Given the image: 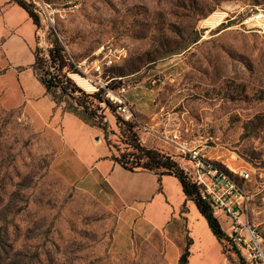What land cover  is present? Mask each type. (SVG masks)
<instances>
[{
  "label": "rangeland",
  "instance_id": "1",
  "mask_svg": "<svg viewBox=\"0 0 264 264\" xmlns=\"http://www.w3.org/2000/svg\"><path fill=\"white\" fill-rule=\"evenodd\" d=\"M50 1L60 10L53 28L69 59L63 73L75 87L91 95L80 81L117 79L112 87L129 86L126 99L142 145L174 155L181 165L163 141L178 132L208 163L231 175L247 173L235 179L249 198L248 222L264 236V31L244 24L251 12L264 13V0ZM217 10L227 11V22L205 30L204 20ZM49 29L38 21L34 49L44 57L52 48ZM179 44L186 48L172 56L137 60L147 53L156 59L153 51ZM102 46L126 56L95 75L91 66ZM131 61L137 69L128 72ZM3 66L0 53V72ZM54 97L68 101L58 90ZM102 99L95 102L107 128L101 137L122 150L121 119ZM95 147L87 155L111 160L114 149ZM52 154L21 111L5 105L0 88V264H178L187 242V264H242L182 198L174 177H156L143 214L131 219L100 181L92 187L68 170L58 176L68 165L64 156L53 174ZM133 193L130 199L144 200L142 191ZM217 219L226 233V222Z\"/></svg>",
  "mask_w": 264,
  "mask_h": 264
},
{
  "label": "crops",
  "instance_id": "2",
  "mask_svg": "<svg viewBox=\"0 0 264 264\" xmlns=\"http://www.w3.org/2000/svg\"><path fill=\"white\" fill-rule=\"evenodd\" d=\"M17 14L20 15L18 21ZM35 31V25L21 8L11 0H0V53L4 64L0 72V88L5 105L19 109L31 128L51 146L53 174L60 156H64L68 165L57 173L58 176L66 177L64 170H68V175L79 174L89 179L92 187L100 181L119 209L129 215L132 213L131 219L141 216L147 197L156 188V176L149 172L130 173L110 159L102 162L98 156L87 155L91 147L95 149V145L105 144V141L99 129L65 112L63 103L56 104L37 79L32 70ZM164 178L166 176L161 177V182ZM138 190L145 194L144 200L130 199ZM182 198L185 199L183 194ZM134 202L141 204L133 206ZM224 262L229 264L225 259Z\"/></svg>",
  "mask_w": 264,
  "mask_h": 264
},
{
  "label": "built area",
  "instance_id": "3",
  "mask_svg": "<svg viewBox=\"0 0 264 264\" xmlns=\"http://www.w3.org/2000/svg\"><path fill=\"white\" fill-rule=\"evenodd\" d=\"M21 1L29 7L41 24L54 30L56 16H60V10L55 4L50 0ZM67 1V4L72 3V0ZM246 19L244 24H248L250 29L264 31L263 12H251ZM227 20V11L217 10L204 20L203 28L211 30ZM39 34L40 31H38ZM96 56L100 58L92 63L91 71L95 75H102L104 69H110L126 55L123 50L102 46ZM92 80L82 81L92 89V93H101V97L113 107L122 121L138 123L136 114L126 99L129 86L122 84L112 87V82L117 80L113 78H106L95 85H92ZM118 81L122 79L118 78ZM163 141L180 155L181 165L179 167L198 187L201 199L209 205L213 215L216 218H223L226 222L228 227L227 232H224L227 237L225 244L236 253L242 264H264V236L248 222L249 198L235 179V176H239L245 180L248 174L244 171L239 173L232 171L234 175H231L221 167L208 163L201 155L200 149L191 142L183 140L178 132L165 135ZM169 157L174 161V155H169Z\"/></svg>",
  "mask_w": 264,
  "mask_h": 264
},
{
  "label": "trees",
  "instance_id": "4",
  "mask_svg": "<svg viewBox=\"0 0 264 264\" xmlns=\"http://www.w3.org/2000/svg\"><path fill=\"white\" fill-rule=\"evenodd\" d=\"M11 2L21 8L35 27H38V18L25 3L21 0H11ZM49 36H51L52 48L48 50L47 57L41 55V51L34 49V63L32 65V70L37 79L45 89L46 93L52 97L56 104L63 102L54 97L55 90H58L62 95L67 96L68 101H64L63 106L65 112L74 115L83 123L90 127L97 128L106 134V125L102 122V116L98 113L100 108L98 105H95V102L98 104L103 102L101 93L89 95L75 87L74 83H72L66 74L63 73L64 69L70 66L64 47L60 43L54 30L49 29ZM185 48L186 47L183 44L177 45V47L172 50H164V47H161V49H159L160 51L155 50L152 52L156 59H153L147 53L145 56L141 57V60H137H139L138 62H142L143 59L146 58L147 60H150L149 62H153L157 59L172 56L176 54V52L183 51ZM131 67L132 69H130ZM135 69H137L135 61H131V66L129 67L128 72H133ZM112 74H121L123 76L124 71L122 69H114ZM107 106L111 109L113 108L109 104H107ZM120 128L123 144L125 145L122 150L117 147H112L109 141L105 138L106 146L110 150L114 149V153L111 155V160L119 165L124 171L130 173H152L158 178V181H160V178L163 176L174 177L178 181L181 192L186 201L193 203L197 212L205 219L212 234L215 236L219 244L222 245L227 237L221 229L218 219L213 215L209 205L201 199L198 187L190 180L179 165L168 155L159 150L142 145L134 131L135 125H133V123L121 120ZM188 243L189 242H187L183 253L178 259V264H187L189 256Z\"/></svg>",
  "mask_w": 264,
  "mask_h": 264
},
{
  "label": "bare ground",
  "instance_id": "5",
  "mask_svg": "<svg viewBox=\"0 0 264 264\" xmlns=\"http://www.w3.org/2000/svg\"><path fill=\"white\" fill-rule=\"evenodd\" d=\"M82 84H85V82L84 81H80ZM88 86V85H87ZM89 87V86H88Z\"/></svg>",
  "mask_w": 264,
  "mask_h": 264
}]
</instances>
